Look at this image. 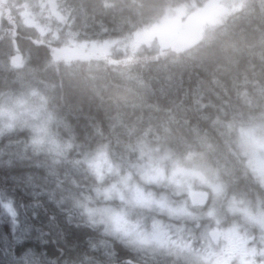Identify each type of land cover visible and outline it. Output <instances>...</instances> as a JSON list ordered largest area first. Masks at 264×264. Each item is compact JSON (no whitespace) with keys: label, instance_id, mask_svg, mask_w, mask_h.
I'll use <instances>...</instances> for the list:
<instances>
[{"label":"trees","instance_id":"trees-1","mask_svg":"<svg viewBox=\"0 0 264 264\" xmlns=\"http://www.w3.org/2000/svg\"><path fill=\"white\" fill-rule=\"evenodd\" d=\"M189 0H0V91H20L32 77L63 86L61 113L77 149L54 161L29 146L22 127L0 129V264H74L95 234L63 210L76 161L98 143L121 142L152 129L206 156L223 188L260 193L261 178L240 164L234 132L264 104V0H244L199 41L173 51L157 43L136 53L54 58L76 42L129 38L160 23ZM45 23L35 22L40 6ZM15 27V35L12 29ZM51 29V30H49ZM53 32L55 35H53ZM19 50V55L14 51ZM128 49V48H127ZM22 67H13V57ZM59 103V101H58Z\"/></svg>","mask_w":264,"mask_h":264},{"label":"clouds","instance_id":"clouds-1","mask_svg":"<svg viewBox=\"0 0 264 264\" xmlns=\"http://www.w3.org/2000/svg\"><path fill=\"white\" fill-rule=\"evenodd\" d=\"M36 16L38 22L24 26L43 36L37 27L45 23L42 5ZM22 66L14 56L13 67ZM63 97L62 85L40 77L26 81L18 92L0 91V129L22 127L34 151L54 161L67 158L77 145L74 135L60 131L67 130L60 110ZM240 129L234 143L246 167L253 141L264 145V104L244 118ZM76 164L86 183L73 181L69 195L62 197L63 210L95 235L74 264H204V249L215 244L217 221L264 233V179L260 193L240 195L227 185L217 191L206 156L152 129L138 130L119 148L105 138ZM193 191L203 195L194 199ZM10 202L11 197L0 195V211H7ZM245 209L257 223H250Z\"/></svg>","mask_w":264,"mask_h":264},{"label":"rangeland","instance_id":"rangeland-1","mask_svg":"<svg viewBox=\"0 0 264 264\" xmlns=\"http://www.w3.org/2000/svg\"><path fill=\"white\" fill-rule=\"evenodd\" d=\"M243 1L244 0H189L186 3L177 6L175 10H171L167 15H165V18L160 23L150 26V28H144L139 32L137 31L136 34L129 38H119L101 43L100 41L76 42L69 48L77 49L81 53H85L88 54V56L93 57L107 56L108 54L112 53L114 48L129 50L131 53H136L143 45L153 43H157L158 46L163 50L172 47L178 40L189 37V33L187 36V30L189 28L188 22L190 18L194 16L193 14L203 9L206 5H211L212 9L211 12L207 14L206 21L204 22L205 25L203 27L205 29H211V27H216V25L220 24L228 16L240 9L242 7ZM23 16L25 20L24 22L26 24H32L35 22L30 19L26 13ZM199 17H201V15ZM191 39H193V37ZM64 58L67 61L72 59L71 56H66ZM15 59L18 64H22V59L20 56ZM247 161L250 163V165H252V173L257 174V176H259L261 179H264V145H261L259 141L254 140ZM213 177V188L217 191H222L223 186H221L222 183L219 182L222 181V179L219 172L215 169H213ZM245 214L249 217L250 223H257V218L250 209H245ZM215 230H221V236H225V239L232 237L237 239L241 236L239 234L244 231V227L239 225L227 226L222 222L220 223L217 221ZM215 230L214 239L216 238ZM260 234L264 235L262 232ZM244 236L247 235L245 234ZM210 247L204 249V260H206L208 264H217L210 261L212 259L205 257V253Z\"/></svg>","mask_w":264,"mask_h":264},{"label":"flooded vegetation","instance_id":"flooded-vegetation-1","mask_svg":"<svg viewBox=\"0 0 264 264\" xmlns=\"http://www.w3.org/2000/svg\"><path fill=\"white\" fill-rule=\"evenodd\" d=\"M211 9V5H206L203 9L193 14L194 16L192 15L193 17L188 22L187 36L189 33V37L181 40L177 51L188 47L192 37H202L204 22ZM200 15L201 17H199ZM260 233V231L244 227V231L239 234L241 236L237 239L233 237L225 239V236H221V230H215V244L206 251L205 257L212 259L210 261L217 264H261V261L264 260V235ZM204 263L208 264L206 260H204Z\"/></svg>","mask_w":264,"mask_h":264},{"label":"water","instance_id":"water-1","mask_svg":"<svg viewBox=\"0 0 264 264\" xmlns=\"http://www.w3.org/2000/svg\"><path fill=\"white\" fill-rule=\"evenodd\" d=\"M197 38H194L192 40V42L196 41ZM178 44L176 43L175 46H177ZM173 50L175 51L176 50V47L173 48ZM68 54H71V55H74V57H77V58H84L85 56H83V54H81L79 51L77 50H74V49H67V50H56L55 51V58H58L59 55H68ZM203 195V193H193L192 196L194 199H198L200 198L201 196Z\"/></svg>","mask_w":264,"mask_h":264}]
</instances>
